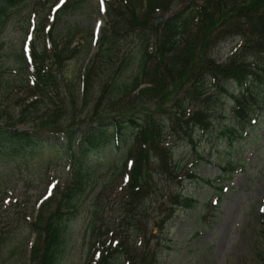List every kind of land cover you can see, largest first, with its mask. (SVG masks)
I'll return each instance as SVG.
<instances>
[{"label":"trees","instance_id":"trees-1","mask_svg":"<svg viewBox=\"0 0 264 264\" xmlns=\"http://www.w3.org/2000/svg\"><path fill=\"white\" fill-rule=\"evenodd\" d=\"M16 1L0 0V16ZM175 3L109 0L105 11L109 27L103 29L97 52L85 67L80 96L69 91V101L58 98L57 75L43 68L45 51L37 52L31 46L30 56L24 52L18 56L19 65L26 70L30 67L24 84L27 97H36L23 100L16 121L9 118L0 125V157L15 162L48 154L43 161L46 165L57 157L70 162L63 185L55 184L43 199L51 185L47 180L45 192L37 197V202L42 201L35 216L23 219L34 234L29 264H56L63 242L62 222L75 214L77 204L94 185L95 167L88 160L108 145L124 150L118 165L89 200L82 264H156L159 244L150 247L155 237L151 228L161 230L177 208L193 203V198L179 192L167 193L165 200L163 194H156V180L176 179L178 184L183 180L172 160L171 145L166 144L161 118L167 119L174 141L192 144L195 128L211 126L213 103L209 101L219 102L231 85L237 90L229 93L237 123L244 126L253 117L257 88L264 84V0H190L179 9ZM69 5L66 2L61 9ZM157 16L162 20L155 25ZM129 37L133 45L119 54ZM229 37L237 38L239 46L217 61L211 50ZM51 41L53 60L61 72L77 47L71 38L61 47ZM103 75L89 108L93 82ZM207 89L211 92L205 95ZM46 98H51L50 105L36 127L19 129L17 122H26L31 113L26 111L37 109L36 104ZM187 102L195 103L187 109ZM106 107L114 112L102 114ZM86 108L89 115L80 117ZM127 129H131L129 137ZM186 176L194 177V173ZM158 201V216L152 221L147 211ZM137 236L142 239L136 241ZM3 239L0 234V247Z\"/></svg>","mask_w":264,"mask_h":264},{"label":"rangeland","instance_id":"rangeland-1","mask_svg":"<svg viewBox=\"0 0 264 264\" xmlns=\"http://www.w3.org/2000/svg\"><path fill=\"white\" fill-rule=\"evenodd\" d=\"M106 1L101 5L100 0H63V3L61 0H17L6 7L0 16V125L9 118L16 121L23 100L28 102L36 97H27L24 86L30 67L26 70L17 62L21 53L29 55L30 45L37 52L47 54L42 65L57 75L58 98L64 96L69 101V91L80 96L84 69L97 52V39L103 29L109 27L104 11ZM65 2L71 5L61 9ZM175 2L179 9L190 0ZM50 27L52 37L48 32ZM52 38L59 47L71 38L72 45L77 47L75 56L64 62L61 72L57 71L53 60ZM132 45V38H127L119 54ZM235 46L237 40L228 38L214 47L211 55L222 61ZM103 80L104 75L93 82L89 108ZM234 90L231 85L228 95L222 96L219 102L209 101L213 103L211 126L207 130L195 128L192 144L188 140L174 141L168 132L167 119L161 118L169 133L165 136L166 144L171 145L172 160L183 180L179 184L176 179L156 180V194H163L165 200L167 193L179 192L193 198V203L191 207L177 208L161 230L151 228L155 237L150 247L159 244L156 264H264V84L257 88L253 117L244 126L237 123L232 111L229 93ZM210 92L207 89L205 95ZM50 96L54 99L55 93ZM51 98L38 102L35 110L30 107L26 111L31 112L28 120L17 122V127L34 129ZM192 103L195 102H187L185 107L188 109ZM77 105L80 106V100ZM113 110L106 107L101 112L110 115ZM89 113L86 108L79 116ZM126 131L129 137L131 129ZM123 150L108 145L90 156L89 164L95 167L94 185L77 204L75 214L62 222L63 242L56 264L83 263L89 200L111 168L118 165ZM47 156L15 162L0 157V234L4 237L0 264H29L28 253L34 234L23 219L35 216L37 197L45 192L47 180L51 181L50 189L55 184L61 187L67 177L70 162L57 157L46 165L43 161ZM187 172L194 173V177H187ZM159 202L149 205L147 215L152 216V221L158 216ZM141 239L140 236L135 238L136 241Z\"/></svg>","mask_w":264,"mask_h":264},{"label":"snow or ice","instance_id":"snow-or-ice-1","mask_svg":"<svg viewBox=\"0 0 264 264\" xmlns=\"http://www.w3.org/2000/svg\"><path fill=\"white\" fill-rule=\"evenodd\" d=\"M61 3H63V0H61ZM101 5H103V0H100ZM59 7V5H57Z\"/></svg>","mask_w":264,"mask_h":264}]
</instances>
